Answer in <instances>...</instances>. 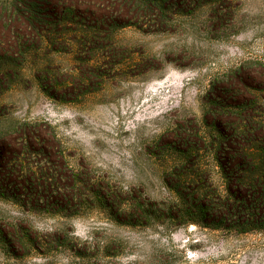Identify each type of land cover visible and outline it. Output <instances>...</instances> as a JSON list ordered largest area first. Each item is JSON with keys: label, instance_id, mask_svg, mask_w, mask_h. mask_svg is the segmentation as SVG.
Instances as JSON below:
<instances>
[{"label": "rangeland", "instance_id": "obj_1", "mask_svg": "<svg viewBox=\"0 0 264 264\" xmlns=\"http://www.w3.org/2000/svg\"><path fill=\"white\" fill-rule=\"evenodd\" d=\"M153 4L120 27L89 13L121 0H0L13 34L53 14L0 59V264H264V214L227 200L216 161L229 123L264 137V0ZM25 167L52 173L49 197Z\"/></svg>", "mask_w": 264, "mask_h": 264}, {"label": "trees", "instance_id": "obj_2", "mask_svg": "<svg viewBox=\"0 0 264 264\" xmlns=\"http://www.w3.org/2000/svg\"><path fill=\"white\" fill-rule=\"evenodd\" d=\"M157 1L158 0H121L123 6L126 7L128 5V8L123 11L124 13L115 15L112 12L103 10L97 14L94 12L89 14L90 16L94 14L95 21L100 22L101 25L122 27L134 24L133 18H139L148 13L150 9H153V3ZM23 2L29 5L27 1ZM66 8L71 9L69 5H67ZM46 10L50 11L49 9ZM20 15L22 16L21 21L26 25V36L23 34L20 35L21 33L13 34L14 31H11L12 26L8 24V22L13 20L12 15H8L6 12L0 13V59H6L5 56L9 58V54H16L17 50L22 48L23 44L26 42H37L42 40L44 38L42 34L44 30L43 22H51L53 14H50V12L41 13L32 9L24 11L20 13ZM14 19H19V15ZM10 33H12V35H10ZM5 37H8L10 42L13 39L14 42L3 47L2 43L4 40L2 39ZM14 48H16V51L11 52ZM222 91V93L227 96L232 92V90L227 87H223ZM216 128L218 129V125ZM227 128L229 133L226 132L225 129L218 131L216 150V161L219 167H227L229 170L233 169L234 171L233 175L228 174L230 177L228 178L229 193L227 200L229 201V198L242 200V203L245 204L244 208L247 207L250 210L243 214L259 219L264 214V137H255V139H250V137L252 134L254 135V132L258 133L262 131V126L258 127L248 124L242 125L241 123H229ZM31 131L32 130H29L27 126H24L20 131V136L23 138V141L29 145L28 148L36 152L37 148L28 141V139L31 140L30 135H28ZM178 138V140L181 138V140L184 141L182 135H178ZM17 160L19 159L17 158ZM223 160L225 162H223ZM24 169L26 172L25 180L28 183L27 191H31L33 194L39 195V197L42 196V198L44 197L45 199L49 197L50 195H47L46 192H51L52 184L47 182V180L53 178L52 173H49L47 170H32L28 167ZM8 172L12 171L9 170ZM40 186L43 189L40 190ZM176 192L180 195V191L177 190ZM63 196L68 198L66 193ZM201 197V199L205 200L206 195L204 194ZM227 205L232 208L229 202H227ZM201 206L206 208L204 207V203ZM121 207L124 211L130 209L131 203H125V205H121ZM216 211L217 214H222L223 212L219 209H216Z\"/></svg>", "mask_w": 264, "mask_h": 264}]
</instances>
